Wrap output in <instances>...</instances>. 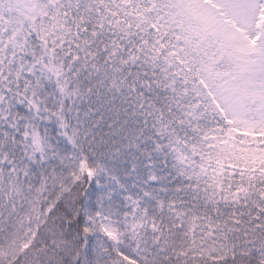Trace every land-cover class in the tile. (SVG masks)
I'll return each instance as SVG.
<instances>
[{"label":"snow or ice","instance_id":"snow-or-ice-1","mask_svg":"<svg viewBox=\"0 0 264 264\" xmlns=\"http://www.w3.org/2000/svg\"><path fill=\"white\" fill-rule=\"evenodd\" d=\"M0 264H264V0H0Z\"/></svg>","mask_w":264,"mask_h":264}]
</instances>
